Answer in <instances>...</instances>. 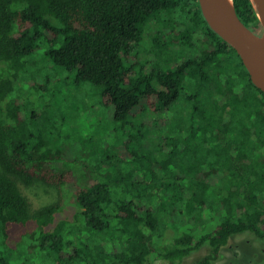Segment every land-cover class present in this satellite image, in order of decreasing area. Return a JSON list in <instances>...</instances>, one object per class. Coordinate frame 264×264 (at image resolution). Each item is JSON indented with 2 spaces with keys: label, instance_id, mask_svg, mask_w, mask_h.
<instances>
[{
  "label": "trees",
  "instance_id": "obj_1",
  "mask_svg": "<svg viewBox=\"0 0 264 264\" xmlns=\"http://www.w3.org/2000/svg\"><path fill=\"white\" fill-rule=\"evenodd\" d=\"M233 4L261 31L250 0ZM145 36L152 59L137 54ZM38 49L76 84L95 87L128 141L139 140L136 129L156 127L141 117L178 116L177 135L162 132L156 144L190 151L185 172L152 155L142 179L119 168L101 172L120 159L88 160L91 151L80 155L79 173L62 167L72 158L67 146L43 140L31 126L37 113L12 95L27 87ZM213 172L221 174L216 191L207 179ZM37 181L56 187L57 200L32 208L22 185ZM12 228L48 264H212L234 234L264 240V92L198 0H0V264H9L2 246ZM205 244V255L183 261Z\"/></svg>",
  "mask_w": 264,
  "mask_h": 264
},
{
  "label": "rangeland",
  "instance_id": "obj_2",
  "mask_svg": "<svg viewBox=\"0 0 264 264\" xmlns=\"http://www.w3.org/2000/svg\"><path fill=\"white\" fill-rule=\"evenodd\" d=\"M202 39V33L196 30L192 38L193 44L198 48L201 47ZM150 42V37L145 36L137 52L139 58H153L148 50ZM32 56L35 61L30 64V70L24 78L27 87L22 94L15 87L12 95L19 96L23 100L26 111L37 113L35 118H31V126L36 133L41 134L43 140H49L53 144L59 143L62 147L67 146L66 151L72 158H65L60 163L62 167L79 173L82 171L81 163L85 162L81 160V156L85 157L84 154L91 151V155L86 157L88 160L103 158L110 154L120 159L113 167L102 166L99 169L101 172H106L110 168H119L122 172L129 170L135 178L142 179L148 173L147 166L153 162L150 155L157 159L168 157L169 166L174 174L185 172L183 169L188 167L191 161L190 151H183L182 148L170 149V145L156 144L159 143L158 137L162 135V132L166 131L173 137L177 135L175 126L178 116L172 117L162 113L152 115L150 118L145 117L147 119L141 117L139 120L152 123L156 127L151 128L148 124L147 128L136 129L135 131L139 132V140L128 141V136L123 131L114 130L111 108L101 103L91 83L83 81L76 84L73 73L52 63L40 49L36 50ZM31 83L36 84L37 90L28 86ZM186 89L184 88V91ZM124 141L128 149L123 146ZM181 144L184 146V141ZM133 149L139 153L137 160H133L131 155ZM220 178L219 172H213L207 178L215 191L221 182ZM22 191L32 208L49 204L59 197L56 187L41 181L30 186L22 185ZM63 191L68 199L70 191L67 188H63ZM66 213L69 215V210ZM64 214L65 212L58 217ZM22 232L21 228H12L4 240L2 247L5 248L9 264H48L41 253L33 251V248L30 250L28 238ZM207 252L208 245L205 244L185 257L183 261L192 263ZM147 264L168 263L163 259H151ZM212 264H264V240L249 231L234 234L221 248L218 258Z\"/></svg>",
  "mask_w": 264,
  "mask_h": 264
},
{
  "label": "water",
  "instance_id": "obj_3",
  "mask_svg": "<svg viewBox=\"0 0 264 264\" xmlns=\"http://www.w3.org/2000/svg\"><path fill=\"white\" fill-rule=\"evenodd\" d=\"M261 24L254 32L238 17L233 0H198L209 27L233 47L252 83L264 92V0H250Z\"/></svg>",
  "mask_w": 264,
  "mask_h": 264
}]
</instances>
